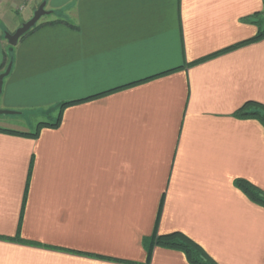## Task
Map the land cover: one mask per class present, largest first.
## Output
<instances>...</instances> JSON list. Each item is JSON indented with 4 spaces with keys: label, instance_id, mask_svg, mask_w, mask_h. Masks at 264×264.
Listing matches in <instances>:
<instances>
[{
    "label": "crops",
    "instance_id": "obj_1",
    "mask_svg": "<svg viewBox=\"0 0 264 264\" xmlns=\"http://www.w3.org/2000/svg\"><path fill=\"white\" fill-rule=\"evenodd\" d=\"M260 28L264 0H0L1 108L54 123L73 102L36 139L0 133V237L64 250L0 240V264H146L162 203L159 234L264 264V206L236 185L264 194V124L237 115L264 105Z\"/></svg>",
    "mask_w": 264,
    "mask_h": 264
},
{
    "label": "trees",
    "instance_id": "obj_2",
    "mask_svg": "<svg viewBox=\"0 0 264 264\" xmlns=\"http://www.w3.org/2000/svg\"><path fill=\"white\" fill-rule=\"evenodd\" d=\"M259 17H260V14L256 15V18H259ZM254 23L256 25H258L259 27H261L260 24H262V23H260L258 21L254 22ZM35 29H37L36 26L29 33L34 31ZM262 38H264V30H262L260 28L258 35L256 36V38L253 41L260 40ZM72 105H73V102H67V103L61 104L59 106V109H60L59 118L54 123H39L37 130L32 134L20 133V132H16V131H9V130H5V129H1V128H0V133H7V134H11V135L24 136V137L36 139L39 137L40 131L42 129H44V128L56 129L60 124L62 111L65 108L70 107ZM237 115L241 116V118H248V117L258 118L264 124V105L257 103V102H248L237 112ZM236 185L240 189H242L244 191V193H246V195L252 201L256 202L259 205L264 206V194L258 188H256L252 184L244 182V181H237ZM162 208H163V203L161 204V208H160V211L158 214L156 227H155L153 235L144 240V248L147 252L146 264H150L154 250L157 247L168 249V250L179 251V252L184 253L190 264H217L205 252V250L201 246L196 244L194 241H192L186 235H184L180 232H174L171 234H159V223H160V218H161V214H162ZM0 240L11 241V242L18 243L21 245L34 246V247H44V248H48V249L64 251V250L59 249V248H52V247L44 246L42 244H38L35 242L26 241V240L21 238L20 229L18 230L16 237H14V238L0 237ZM67 252H71V251H67ZM71 253H75L78 255H84V256H88V257H94V258L99 257V256L84 254L81 252H71ZM99 258H101V257H99ZM106 260L117 262V263H122V264H136V263H132V262L124 261V260H114V259H108V258H106Z\"/></svg>",
    "mask_w": 264,
    "mask_h": 264
},
{
    "label": "rangeland",
    "instance_id": "obj_3",
    "mask_svg": "<svg viewBox=\"0 0 264 264\" xmlns=\"http://www.w3.org/2000/svg\"><path fill=\"white\" fill-rule=\"evenodd\" d=\"M260 18V17H259ZM260 20H263L260 19ZM7 34V33H6ZM1 108V104H0ZM2 109V108H1ZM5 111H13L14 110H6ZM16 115H0V127L6 128V129H14L18 131H36L38 125L42 121H49V118H47V114L44 112H38V111H32L27 113H21L17 112ZM47 123V122H43ZM31 127V129H30Z\"/></svg>",
    "mask_w": 264,
    "mask_h": 264
},
{
    "label": "water",
    "instance_id": "obj_4",
    "mask_svg": "<svg viewBox=\"0 0 264 264\" xmlns=\"http://www.w3.org/2000/svg\"><path fill=\"white\" fill-rule=\"evenodd\" d=\"M47 14H49V12L46 11V2H43L41 6L39 7V9L35 12L34 17L30 21L23 24L22 27L19 28L14 34L7 33L5 35V38L8 41V43L12 47L17 46L19 41L25 35H27L40 22V20ZM11 69H12V64L8 66L5 73L0 75V99H1L2 91H3L4 80L7 76H9ZM16 114L18 113L13 112V111H5L0 108V115H16Z\"/></svg>",
    "mask_w": 264,
    "mask_h": 264
}]
</instances>
